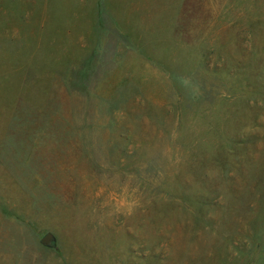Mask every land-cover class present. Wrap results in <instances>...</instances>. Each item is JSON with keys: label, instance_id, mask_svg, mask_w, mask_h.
Segmentation results:
<instances>
[{"label": "rangeland", "instance_id": "obj_1", "mask_svg": "<svg viewBox=\"0 0 264 264\" xmlns=\"http://www.w3.org/2000/svg\"><path fill=\"white\" fill-rule=\"evenodd\" d=\"M0 264H264V0H0Z\"/></svg>", "mask_w": 264, "mask_h": 264}, {"label": "clouds", "instance_id": "obj_2", "mask_svg": "<svg viewBox=\"0 0 264 264\" xmlns=\"http://www.w3.org/2000/svg\"><path fill=\"white\" fill-rule=\"evenodd\" d=\"M178 83L181 88L185 91L186 95L192 99L196 100L201 94L200 85L196 82L192 75H180L177 77ZM110 199L119 203L121 206H132L133 202L129 200V194L126 189L121 190L119 194L109 193Z\"/></svg>", "mask_w": 264, "mask_h": 264}, {"label": "water", "instance_id": "obj_3", "mask_svg": "<svg viewBox=\"0 0 264 264\" xmlns=\"http://www.w3.org/2000/svg\"><path fill=\"white\" fill-rule=\"evenodd\" d=\"M50 240H51V236H50L49 234H47V235L41 240V243H42L43 245H48Z\"/></svg>", "mask_w": 264, "mask_h": 264}, {"label": "trees", "instance_id": "obj_4", "mask_svg": "<svg viewBox=\"0 0 264 264\" xmlns=\"http://www.w3.org/2000/svg\"><path fill=\"white\" fill-rule=\"evenodd\" d=\"M239 252H241V251L239 250Z\"/></svg>", "mask_w": 264, "mask_h": 264}]
</instances>
